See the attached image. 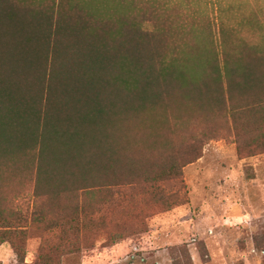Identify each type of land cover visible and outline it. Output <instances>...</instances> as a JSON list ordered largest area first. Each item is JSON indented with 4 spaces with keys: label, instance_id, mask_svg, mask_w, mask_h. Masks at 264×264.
Returning <instances> with one entry per match:
<instances>
[{
    "label": "trees",
    "instance_id": "trees-1",
    "mask_svg": "<svg viewBox=\"0 0 264 264\" xmlns=\"http://www.w3.org/2000/svg\"><path fill=\"white\" fill-rule=\"evenodd\" d=\"M171 5L0 0V247L19 261L31 228L48 235L34 264H61L108 208L184 205L182 170L212 140L264 153V0L237 26Z\"/></svg>",
    "mask_w": 264,
    "mask_h": 264
},
{
    "label": "rangeland",
    "instance_id": "rangeland-1",
    "mask_svg": "<svg viewBox=\"0 0 264 264\" xmlns=\"http://www.w3.org/2000/svg\"><path fill=\"white\" fill-rule=\"evenodd\" d=\"M167 2L174 6L172 12L194 16L199 24L205 17L217 19L222 6L224 22L233 26L239 14L254 5V0ZM182 172L184 205L162 213L148 206L141 219L108 208L105 232L95 235L79 253L62 258L61 264H185V257L191 264H264V153L239 154L230 135L204 145L201 157ZM26 193L31 212L32 189ZM30 230L25 260L19 261L3 244L11 255L1 253L0 264L7 259V264H34L40 239L48 235ZM113 234L121 236L115 243L107 240Z\"/></svg>",
    "mask_w": 264,
    "mask_h": 264
},
{
    "label": "crops",
    "instance_id": "crops-1",
    "mask_svg": "<svg viewBox=\"0 0 264 264\" xmlns=\"http://www.w3.org/2000/svg\"><path fill=\"white\" fill-rule=\"evenodd\" d=\"M5 248L3 245L0 247V257H3V256H9L11 255V250L10 249H3ZM1 253H3V256L1 255ZM8 261V259L6 260ZM5 261V264H7Z\"/></svg>",
    "mask_w": 264,
    "mask_h": 264
}]
</instances>
